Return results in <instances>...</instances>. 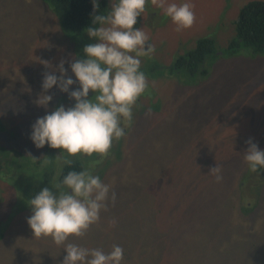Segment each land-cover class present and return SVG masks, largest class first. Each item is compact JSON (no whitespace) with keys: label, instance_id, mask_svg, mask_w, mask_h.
<instances>
[{"label":"rangeland","instance_id":"obj_1","mask_svg":"<svg viewBox=\"0 0 264 264\" xmlns=\"http://www.w3.org/2000/svg\"><path fill=\"white\" fill-rule=\"evenodd\" d=\"M248 1L191 0L195 22L178 32L147 0L134 28H143L155 47L141 57L154 76L146 75L148 88L133 108L127 134L106 157L89 156L116 198L84 236L68 242L105 252L118 244L122 264H264V169L250 171L243 158L249 139L264 149V53L219 54L205 75L171 71L175 56L199 37L225 44ZM73 39L41 0H0V155L2 149L21 154L17 182L34 195L44 187L58 190L53 179L61 166L38 173L33 159L45 162L61 150L36 148L29 135L38 117L74 103L56 86L47 108L37 103L44 73L61 60L75 79L69 63L80 50ZM216 164L220 182L209 173ZM39 174L47 181L39 182ZM19 193L17 210L16 188L0 179V264H62L63 245L33 236L27 192Z\"/></svg>","mask_w":264,"mask_h":264},{"label":"clouds","instance_id":"obj_2","mask_svg":"<svg viewBox=\"0 0 264 264\" xmlns=\"http://www.w3.org/2000/svg\"><path fill=\"white\" fill-rule=\"evenodd\" d=\"M147 0H110L107 14H100L98 0H93L94 14L87 35L95 42L83 47V54L69 63L71 73L61 60L52 72H45L42 93L37 103L47 108L53 100L49 90L56 86L68 94L74 103L59 104L38 117L31 125L29 138L36 148L45 145L60 149L62 167L71 166L68 157L98 154L106 157L115 140L124 137L133 121V108L148 88V80L141 68V57L155 51L143 28H134L137 18L145 11ZM166 17L176 25V31L190 28L196 16L191 0H153ZM49 66L47 61L43 62ZM59 72V75L56 74ZM73 85H78L72 88ZM93 93L89 96V92ZM243 158L252 172L264 169V149L251 139L246 141ZM66 154V155H65ZM48 161H45V164ZM217 182L222 181L221 166L210 168ZM57 191L42 188L29 201L31 215L27 223L34 237H51L63 245L66 255L62 264H122L124 249L116 244L105 252L68 242L70 237H82L100 220L102 210L115 192L101 176L90 168L69 170L63 174Z\"/></svg>","mask_w":264,"mask_h":264},{"label":"trees","instance_id":"obj_3","mask_svg":"<svg viewBox=\"0 0 264 264\" xmlns=\"http://www.w3.org/2000/svg\"><path fill=\"white\" fill-rule=\"evenodd\" d=\"M44 2L49 10L55 15L60 28L67 36L74 38L77 43V50H80V55L83 54V47L91 40L86 39L87 27L91 24V19L94 14L93 0H41ZM97 11L100 14H107L108 7L106 0H98ZM234 34L225 41L223 45H216L217 41L214 36L206 35L199 37L193 48L183 51L175 56L171 71L177 72L181 70H187L190 73L195 72L198 75H205L207 73L208 63L210 58L223 55H235L240 52H244L250 55L263 54L264 53V0H250L242 5L237 13L236 19L233 22ZM76 37H78L76 39ZM146 64L141 65L142 70L146 75L150 66ZM152 65H156L155 63ZM160 67H158L159 69ZM161 74L155 75L160 76ZM164 75V74H163ZM154 76V75H149ZM162 76V75H161ZM11 152L2 149V155H0V179L5 180L8 184H11L16 188L18 196L20 191L25 190V200H30L33 194V190L28 185L21 186L18 184L17 179L22 172L18 159L22 156L16 154L13 157L10 156ZM66 155V154H65ZM72 159L71 166L64 165L62 167V158L56 156L49 157L48 163L44 161L33 159L34 163H37L36 168L38 173H42L48 165L55 164L61 166L57 179L53 181H61L63 174H66L69 170L75 169L77 171L81 168H90L94 174L96 169L93 159L87 155H77L75 157H68ZM97 161V160H96ZM95 161V162H96ZM5 162V165L2 163ZM43 164V165H40ZM16 165V169L14 167ZM30 169H34L33 165L29 166ZM2 170L4 172H2ZM18 173V177L15 173ZM101 176V173H97ZM40 175V181L46 182ZM56 191V190H54ZM22 204V197L20 198Z\"/></svg>","mask_w":264,"mask_h":264},{"label":"flooded vegetation","instance_id":"obj_4","mask_svg":"<svg viewBox=\"0 0 264 264\" xmlns=\"http://www.w3.org/2000/svg\"><path fill=\"white\" fill-rule=\"evenodd\" d=\"M3 150H5V149H3ZM6 150H7V149H6ZM16 154L18 155V157L21 156V154H20L18 151L11 152V155H10V156L13 157V156L16 155ZM2 164L5 165V162H3ZM14 167H15V169H16L17 166L14 165ZM2 171H3V170H2ZM4 171H5V170H4ZM15 176L18 177L17 170H16V173H15ZM58 184H60L59 181H58ZM9 185L12 186L11 184H9ZM12 187H13V186H12ZM20 198H21V197H19V196H17V197L15 198V201H16V202H15V208H16L17 210H19V209L21 208V204H20L21 200H20Z\"/></svg>","mask_w":264,"mask_h":264}]
</instances>
